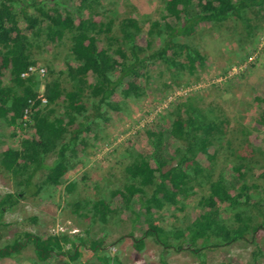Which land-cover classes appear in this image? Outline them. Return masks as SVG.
<instances>
[{
    "label": "trees",
    "instance_id": "trees-1",
    "mask_svg": "<svg viewBox=\"0 0 264 264\" xmlns=\"http://www.w3.org/2000/svg\"><path fill=\"white\" fill-rule=\"evenodd\" d=\"M105 1L0 0V117L18 138V146L2 145L0 174L21 187L0 194V236L8 225L7 211L26 197L41 199L45 188L55 190L80 163L79 151L88 148L93 133L98 137L94 125L108 121L111 110L123 109L126 99L144 93L154 63L191 73L204 63V53L188 41L202 23L236 21L250 32L264 18V0H162L166 15L148 20L147 27L135 5L118 14ZM40 38L48 45L66 42L69 50L63 69L45 67L44 104L38 98L41 78L24 75L37 63ZM253 103L259 113L251 130L236 131L227 117H210L191 102L174 103L167 130L163 113L138 130L142 144H150V154L128 149L123 178L110 182L108 195L86 200L85 213L79 212L81 199L67 203L73 214L101 224L100 233L90 228L77 234L20 230L0 244V262L31 245L34 264H124L109 246L131 237L137 251L149 241L161 246V264H171L170 253L183 250L209 264L208 249L253 241L264 229V87ZM79 179L88 177L69 181L67 195ZM122 212L132 214L133 229L143 224L141 235L135 237L132 230L106 241L105 227ZM179 213L191 217L180 221ZM24 218L44 227L37 215Z\"/></svg>",
    "mask_w": 264,
    "mask_h": 264
},
{
    "label": "rangeland",
    "instance_id": "rangeland-1",
    "mask_svg": "<svg viewBox=\"0 0 264 264\" xmlns=\"http://www.w3.org/2000/svg\"><path fill=\"white\" fill-rule=\"evenodd\" d=\"M105 4L115 7L118 14L123 13L128 5H135L140 18L147 22V27L150 25L148 20L161 21L166 15L162 0H107ZM188 41L204 53V63L197 65L192 73L172 70L161 61L154 63L149 69L144 93L139 98L126 99L123 109L111 110L108 121L94 125L98 137L93 133L88 148L79 151L80 163L62 177L55 190L49 189L48 192L45 188L41 199L26 197L20 201L18 208L5 213L4 220L8 225L1 228L0 244L11 241L20 230L77 234L90 228L91 232L100 233L104 228L101 224L91 223L90 218L80 214L89 208L85 201L97 195H108L110 182L112 185L114 180L123 178L122 165L128 159V149L144 150L150 154V144H142L138 130L152 123L161 113L165 114L162 127L167 130L171 121L169 111L176 102L196 104L210 117H227L234 131L238 128L251 130L249 125L259 113L253 103L254 97L264 87V18L250 32L236 21H229L223 26L204 22ZM39 43L40 48L36 49L37 64L63 69L68 44L48 45L42 38ZM159 43L160 39L155 38L154 45ZM239 132L236 136L240 135ZM4 143L18 146V138L12 136L10 126L0 117V149ZM226 152H221L219 162L225 160ZM82 174L87 175L86 182L79 179L75 190L67 195L65 185L78 180ZM42 177V173L38 174L36 181L40 182ZM20 188L14 180L0 174V194ZM76 199L82 201L79 214H73L72 206L67 204ZM187 206L193 208L195 203L189 202ZM28 215L39 216L44 227L39 228L24 218ZM178 217L183 221L189 219L191 214L179 213ZM131 218L130 212H122L111 218L105 227L109 235L106 241H114L132 230L135 237L140 236L143 224L140 222L133 229ZM133 242L131 237H124L109 248L112 252H119L124 264H161V246L149 241L144 250L137 251ZM206 254L209 264L225 260L236 264H264V229L257 231L253 241L238 240L208 249ZM34 257L30 245L19 256L5 257L0 263L34 264ZM168 260L171 264H200L197 257L187 250L173 251Z\"/></svg>",
    "mask_w": 264,
    "mask_h": 264
},
{
    "label": "built area",
    "instance_id": "built-area-1",
    "mask_svg": "<svg viewBox=\"0 0 264 264\" xmlns=\"http://www.w3.org/2000/svg\"><path fill=\"white\" fill-rule=\"evenodd\" d=\"M30 73H35L41 78V82L39 83V95L38 98H40L42 104L46 103L47 99L44 96V77L46 75V68L43 65L40 64H33L29 67L28 71L24 73V75L30 74Z\"/></svg>",
    "mask_w": 264,
    "mask_h": 264
}]
</instances>
